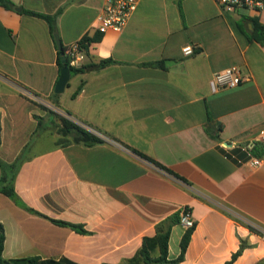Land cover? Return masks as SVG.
<instances>
[{"label":"crops","instance_id":"1","mask_svg":"<svg viewBox=\"0 0 264 264\" xmlns=\"http://www.w3.org/2000/svg\"><path fill=\"white\" fill-rule=\"evenodd\" d=\"M10 1L14 10L0 6V189L11 182L20 201L47 218L0 192L3 258L122 264L160 222L189 208L195 228L179 264H226L242 242L232 264H264V237L250 229L264 228V164L250 165L262 154L254 144L264 148V45L248 38L250 19L264 24V10L140 0L122 31L89 45L86 63H112L71 72L56 94L55 35L63 47L94 35L106 0ZM27 12L59 13L55 34ZM230 67L248 80L214 91L213 75ZM41 106L105 140L86 146L63 135ZM185 231L173 225L170 260Z\"/></svg>","mask_w":264,"mask_h":264},{"label":"trees","instance_id":"2","mask_svg":"<svg viewBox=\"0 0 264 264\" xmlns=\"http://www.w3.org/2000/svg\"><path fill=\"white\" fill-rule=\"evenodd\" d=\"M0 6L6 8L7 10H14L15 5L10 0H0ZM30 15L40 17L44 19L49 27L51 34H55V24H56V18L59 13H56L54 15H44V14H38L34 12H27ZM250 22L253 26V31L251 35L248 36L249 40L256 41L262 45H264V24H261L257 18H251ZM102 38V34L99 32H96L94 35L89 36L85 35L82 40V45L84 48V51L86 55L88 54L89 45L92 43L99 42ZM66 47H63V50L65 51ZM60 54V52H59ZM58 63L60 69L64 67V64L61 63L60 56L58 58ZM112 63L111 59H105L100 60L98 62H89L86 63L80 67V68H72L69 66V63L67 62L65 65L69 66L71 72L74 73H83L87 71H93L97 69H101L106 67ZM45 111H48L49 113H52L50 110H48L46 107L41 106ZM53 114V113H52ZM61 123H62V134L67 135L69 133H75V140L77 142H81L86 146H93L96 143L103 142L100 138L95 136L94 134L90 133L89 131L79 127L77 124L73 123L71 120H69L66 117H60ZM220 130V128H219ZM264 148H260V146L256 143L254 144L252 151L256 154H261L263 152ZM166 171L170 172V170L163 168ZM172 173V172H171ZM6 178H3V182H6ZM0 192L4 195L12 198L17 204L20 206L26 207V209L32 213H35L36 215H39L41 217L47 218V216L41 214L40 212L35 211L34 209L28 208L25 206L15 193L13 184L11 182H8L5 184L1 189ZM189 210V208H186ZM50 219L54 224L61 226V227H68L76 231L80 234H87L88 232L84 229V226L81 224H73L70 222H65L62 220H56V219ZM181 222V217L179 213H175L168 217L167 219L163 220L156 226V233L154 236H144L142 240L141 247L137 250V252L134 254L133 257L126 260L122 264H179L184 260L185 253L187 250V247L189 245V242L191 240L192 233L195 228V224L185 229V233L182 236L181 242H180V254L179 256L174 259L170 260L168 258V249H169V239L171 235V229L173 225L179 224ZM251 231H255L254 228L250 227ZM4 244H5V233L3 225L0 223V264H77L73 261H70L68 259H60V260H41L36 257L32 258H23V259H14V260H7L3 258V250H4ZM246 244L242 242L241 249L236 253L233 254L232 259L227 262L226 264H232L239 255H241L243 249L245 248Z\"/></svg>","mask_w":264,"mask_h":264},{"label":"built area","instance_id":"3","mask_svg":"<svg viewBox=\"0 0 264 264\" xmlns=\"http://www.w3.org/2000/svg\"><path fill=\"white\" fill-rule=\"evenodd\" d=\"M140 0H106L102 12L98 16V25L96 32L105 34L108 31L120 32L128 24L130 18L138 8ZM225 12L229 14L238 13H252L259 15L264 10V0H215ZM193 47L186 46L183 48V53L186 56L193 54ZM67 62L72 68L82 67L86 60L87 55L84 51L82 40L74 42L68 46L64 51ZM248 78L243 75L238 68L230 67L215 73L211 79V88L216 91L225 88H234L241 83L247 81ZM76 124L94 134L100 139L104 136L91 128L90 126L81 122ZM260 142L264 146V131L260 133ZM264 164V149L261 155L252 158L251 167L257 168ZM181 225L183 228L188 229L194 225L191 218L190 210L184 208L181 211ZM264 237V228L254 227Z\"/></svg>","mask_w":264,"mask_h":264},{"label":"water","instance_id":"4","mask_svg":"<svg viewBox=\"0 0 264 264\" xmlns=\"http://www.w3.org/2000/svg\"><path fill=\"white\" fill-rule=\"evenodd\" d=\"M17 10L20 11L19 8ZM55 40L58 46V50L60 52L59 56L61 59V63L64 64V67L60 71V76L55 87V93L62 94L71 78V70L69 66L65 65L67 63V59L63 50V46L57 34L55 35Z\"/></svg>","mask_w":264,"mask_h":264},{"label":"rangeland","instance_id":"5","mask_svg":"<svg viewBox=\"0 0 264 264\" xmlns=\"http://www.w3.org/2000/svg\"><path fill=\"white\" fill-rule=\"evenodd\" d=\"M51 108V112L53 113V117H54V127H53V129H56V126H57V124H62L61 123V120H60V117H65L64 115L65 114H63V112H61L59 109H57V108H55V107H50Z\"/></svg>","mask_w":264,"mask_h":264}]
</instances>
